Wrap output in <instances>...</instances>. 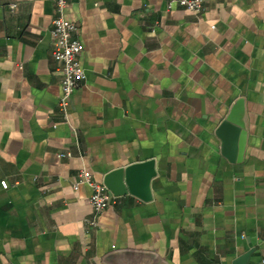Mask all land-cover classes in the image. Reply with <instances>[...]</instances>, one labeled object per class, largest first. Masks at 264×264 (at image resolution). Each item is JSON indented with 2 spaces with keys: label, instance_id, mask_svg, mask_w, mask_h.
I'll return each mask as SVG.
<instances>
[{
  "label": "crops",
  "instance_id": "obj_1",
  "mask_svg": "<svg viewBox=\"0 0 264 264\" xmlns=\"http://www.w3.org/2000/svg\"><path fill=\"white\" fill-rule=\"evenodd\" d=\"M64 15L84 70L67 120L54 0H0V264H234L249 250L247 264H261L264 0H204L199 14L70 0ZM238 98L247 137L231 162L216 129ZM147 160L152 198L119 196L88 226L79 170L103 182Z\"/></svg>",
  "mask_w": 264,
  "mask_h": 264
},
{
  "label": "built area",
  "instance_id": "obj_2",
  "mask_svg": "<svg viewBox=\"0 0 264 264\" xmlns=\"http://www.w3.org/2000/svg\"><path fill=\"white\" fill-rule=\"evenodd\" d=\"M69 2L70 0H54L56 16L52 21L50 31L52 57L60 64L62 73V94L58 102V109L66 120L72 94L84 77V70L80 63L82 44L78 37L79 27L78 24L67 20L64 15ZM167 3L168 8L177 5L195 14H199L204 8V0H167ZM15 6V4L10 5L11 9H14ZM61 156L68 157L70 153H62ZM77 176L79 183L89 185L92 190L90 195L92 215L86 219V224L96 229L100 226V216L117 202L118 197L114 196L102 182L96 181L87 170H79ZM1 186L4 189L8 188V182L1 181ZM261 264H264V253Z\"/></svg>",
  "mask_w": 264,
  "mask_h": 264
},
{
  "label": "water",
  "instance_id": "obj_3",
  "mask_svg": "<svg viewBox=\"0 0 264 264\" xmlns=\"http://www.w3.org/2000/svg\"><path fill=\"white\" fill-rule=\"evenodd\" d=\"M247 123L245 100L238 98L216 129V135L222 143V155L231 162L243 159ZM155 175L154 160H147L111 170L104 175L102 183L116 197L130 194L148 201L152 198L150 184ZM253 251L238 256L234 264H247ZM115 256L119 255L110 254L107 258Z\"/></svg>",
  "mask_w": 264,
  "mask_h": 264
}]
</instances>
